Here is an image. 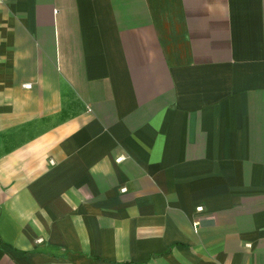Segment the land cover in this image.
Instances as JSON below:
<instances>
[{"label": "crops", "instance_id": "0c3cea01", "mask_svg": "<svg viewBox=\"0 0 264 264\" xmlns=\"http://www.w3.org/2000/svg\"><path fill=\"white\" fill-rule=\"evenodd\" d=\"M0 264H264V0H0Z\"/></svg>", "mask_w": 264, "mask_h": 264}]
</instances>
